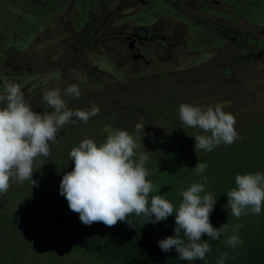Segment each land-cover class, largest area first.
<instances>
[{
  "label": "rangeland",
  "instance_id": "374dc122",
  "mask_svg": "<svg viewBox=\"0 0 264 264\" xmlns=\"http://www.w3.org/2000/svg\"><path fill=\"white\" fill-rule=\"evenodd\" d=\"M78 1L83 4V0H0V94L6 83H18L26 102L38 113L53 111L42 101L43 91L49 89H59L70 110L99 108V114L88 123L74 119L65 125L56 141L61 140V145H50V155L38 157L33 171L43 164L54 167L51 161L60 151L65 154L59 174L68 163L72 171L69 154L74 147L84 139H93L99 146L115 130L132 134L138 153L151 152L145 165L148 170L162 148L179 144L176 135L194 138L204 134L199 128L183 125L181 104L205 109L220 104L236 119L237 143L249 135L252 123L260 120L259 113L264 111V49L259 33L264 31V0H209V4L204 0H164V5L171 3L178 11L173 15L177 19L162 13L166 7L155 0H99L94 6L85 5L86 16L76 8ZM214 1L225 3L221 4L223 12ZM35 6L46 16L45 20L36 19L41 25L30 36L27 27L35 21L34 16L27 20L19 11L32 15ZM55 6L59 7L56 16L50 12ZM184 15L198 29L181 21ZM143 26H154L170 38V45L159 38L135 43L146 62L133 59L127 45L115 39L123 36L118 32H133L131 29ZM214 37L222 44L209 48ZM198 42L202 44L198 46ZM72 84L80 88L79 99L64 95ZM138 123L145 127L144 136L135 132ZM168 136L176 139L163 143L161 139ZM69 142L77 144L67 145ZM30 184L10 182L8 192L0 195V215L18 211L16 201L19 197L27 201ZM26 227L17 223L0 227V251L5 258L18 257V264H91L85 253L67 250L60 240L17 232ZM28 252L35 254H25Z\"/></svg>",
  "mask_w": 264,
  "mask_h": 264
},
{
  "label": "clouds",
  "instance_id": "9594fccd",
  "mask_svg": "<svg viewBox=\"0 0 264 264\" xmlns=\"http://www.w3.org/2000/svg\"><path fill=\"white\" fill-rule=\"evenodd\" d=\"M70 71L76 73L78 70ZM64 95L79 99V86L69 85ZM42 101L53 111L35 112L26 102L18 83L4 85V92L0 94V105H4L0 107V195L8 192L11 181L20 184L29 181L32 186L36 185L33 164L38 157L50 155V145L56 143L60 130L74 119L88 123L99 114L96 106L90 110H70L59 89L43 91ZM179 119L185 127L199 128L204 133L194 136L196 153L212 152L221 144L232 145L239 139L234 115L226 113L220 104L206 109L181 104ZM144 128L138 123L135 132L144 136ZM136 149L134 136L126 130L110 132L99 146L93 139L82 140L70 151L74 168L63 175L60 195L87 226L102 223L111 228L118 222L131 225L128 217L133 214L155 225L175 213V236L158 241V246L164 252L175 249L181 261L204 260L211 248L202 237L218 240L229 233L228 223L214 228L210 222L217 199L210 192L205 193L207 177L203 173L207 164L197 163L193 170L202 182H193L182 191V202L174 208L164 195L152 196L149 202V195L155 189L145 167L151 152L138 153ZM235 185L226 193L228 202L224 209L229 216L239 219L242 215H260L264 208V174L237 175ZM240 227L232 226V234L225 235L227 246L236 248L243 244L236 235ZM227 258L224 253L216 264H225Z\"/></svg>",
  "mask_w": 264,
  "mask_h": 264
},
{
  "label": "trees",
  "instance_id": "16d2710c",
  "mask_svg": "<svg viewBox=\"0 0 264 264\" xmlns=\"http://www.w3.org/2000/svg\"><path fill=\"white\" fill-rule=\"evenodd\" d=\"M97 1L99 0H83V4L78 1L75 6L83 16H86L85 5L94 6ZM155 1L166 7L162 13L167 14L168 18L177 19L173 16L178 12H175L173 4L164 5V0ZM40 7L44 10L43 6L40 5ZM46 7L49 8V6ZM147 7L146 9L149 10L150 7ZM50 9L51 14L56 16L59 7ZM19 12L27 20H31L34 16L35 21L29 23L27 27V34L30 36L36 28L40 27L39 19L45 20L46 16L39 11L38 6L37 8L35 6L32 15L26 14V11L23 12L22 9ZM169 12H173L172 16ZM146 20L150 22L148 18ZM181 21L198 29L188 17L184 16ZM93 24L96 26L97 21H93ZM210 40L213 42L209 48L216 47L218 43L222 44V41L215 37ZM197 45L200 46L199 42ZM259 118L258 122L252 123L249 135L247 134L240 143L224 144L221 149L214 148L212 152L196 153L194 138H190V135H176L180 138L179 144L162 148L161 153L153 159L152 165L148 168L150 173L148 179L155 186L154 191L149 195V202L152 196L164 195L174 208H178L182 202L181 192L187 190L193 182H202L200 175L193 169L198 162L207 164L203 173L207 177V183L204 184L205 193L210 192L217 199L214 211L210 215V222L214 228L228 223L229 233L222 235L218 240H212L206 235L202 237L207 240L211 248L202 261H181L175 249L164 252L158 246V241L175 236V213L167 220L155 225L145 223L143 217L135 214L128 217L131 225L127 222H118L117 225L109 228L102 223H94L91 226L82 224L79 214L73 212L66 198L60 195L62 177L70 172L68 163L61 175L59 174V168L63 163L61 160L65 154L62 151L56 159L51 161L54 167L50 168L43 164L33 171L37 173L33 175V180L37 183L26 187L27 201L24 202L19 197L16 201L20 205L18 211L15 210L14 214L0 215V227L5 226L6 223L26 225L27 231L18 229L17 232H24L28 237L44 240V235H47L48 240L52 242L56 239L60 240L61 246L67 250L85 253L90 258L91 264H216L217 259L224 253L228 256L225 264H264V208L258 216L242 215L239 219L229 216L228 211L224 209V205L228 202L226 193L236 186L237 175L256 172L264 174V111L259 113ZM75 130L78 129L75 128ZM61 132H59L60 137ZM176 137H164L161 141L171 143ZM58 143L61 145V140ZM76 144V142H69L67 145ZM19 201H22L23 205ZM235 225H241L236 235L243 240V244L231 248L225 244L224 237L232 234L231 228ZM181 237L184 238L183 233ZM17 259L20 261L18 257L5 258L0 251V264H18Z\"/></svg>",
  "mask_w": 264,
  "mask_h": 264
},
{
  "label": "flooded vegetation",
  "instance_id": "af4514ba",
  "mask_svg": "<svg viewBox=\"0 0 264 264\" xmlns=\"http://www.w3.org/2000/svg\"><path fill=\"white\" fill-rule=\"evenodd\" d=\"M204 1L207 4H209V0H204ZM214 2H215L214 4L217 3L215 6L218 8V11L223 12V10L221 8V4H225V3L222 2L220 4V2H218V1H214ZM184 16L185 17H188L187 15H184ZM120 30L121 29H119V31ZM131 31H133V32H125V33L118 32L117 33L118 35H121V36L123 35V36L121 38L120 37L119 38H116L115 37V39H117L118 42L124 43V44L127 45L128 49H129V52L131 53V56H132L133 59H135V55H141L139 53V49L138 48L137 49L135 48V43H137L139 45V44H142V41H144L146 39L147 40H152V39H155V38H159L160 40H162L163 42H165L166 45H170V42H169L170 41V38L168 36H166V35H164V36H163V34L161 35L159 33V31L156 30V28L154 26H149V27H144L143 26L140 29H136V30L131 29ZM133 34H135V36ZM259 34L260 35H263V39H262V41H263V48L262 49H264V31H261ZM224 35H227V33L224 32ZM137 41H139V42H137ZM130 43H133L132 47H130ZM140 58L141 59L139 61H142L143 60L144 62H146L144 60V57H140Z\"/></svg>",
  "mask_w": 264,
  "mask_h": 264
},
{
  "label": "water",
  "instance_id": "95a60500",
  "mask_svg": "<svg viewBox=\"0 0 264 264\" xmlns=\"http://www.w3.org/2000/svg\"><path fill=\"white\" fill-rule=\"evenodd\" d=\"M133 35L135 36V34H133ZM132 45H133V43H130V47H132ZM140 57H141V55H135V59H138Z\"/></svg>",
  "mask_w": 264,
  "mask_h": 264
}]
</instances>
